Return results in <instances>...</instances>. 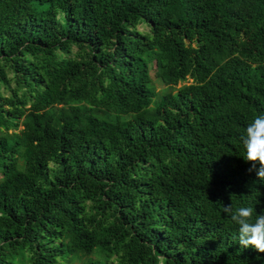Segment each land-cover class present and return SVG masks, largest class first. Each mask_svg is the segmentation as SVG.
Returning <instances> with one entry per match:
<instances>
[{
    "label": "trees",
    "instance_id": "1",
    "mask_svg": "<svg viewBox=\"0 0 264 264\" xmlns=\"http://www.w3.org/2000/svg\"><path fill=\"white\" fill-rule=\"evenodd\" d=\"M257 115L264 0H0V264H264Z\"/></svg>",
    "mask_w": 264,
    "mask_h": 264
},
{
    "label": "clouds",
    "instance_id": "2",
    "mask_svg": "<svg viewBox=\"0 0 264 264\" xmlns=\"http://www.w3.org/2000/svg\"><path fill=\"white\" fill-rule=\"evenodd\" d=\"M240 139L245 149L244 160L251 164L249 172H255L259 181L264 180V115H257ZM223 212L237 226L236 240L240 247L264 254V213L255 214L253 219V207L233 209L232 204L223 206Z\"/></svg>",
    "mask_w": 264,
    "mask_h": 264
},
{
    "label": "rangeland",
    "instance_id": "3",
    "mask_svg": "<svg viewBox=\"0 0 264 264\" xmlns=\"http://www.w3.org/2000/svg\"><path fill=\"white\" fill-rule=\"evenodd\" d=\"M141 28V27H140ZM182 84V83H181ZM181 84H178V86L179 85H181ZM94 258V257H93ZM67 264H81V262L80 261H75V262H69V263H67Z\"/></svg>",
    "mask_w": 264,
    "mask_h": 264
}]
</instances>
